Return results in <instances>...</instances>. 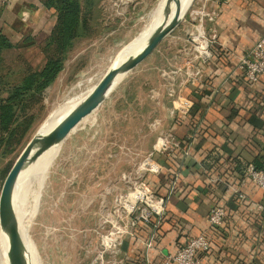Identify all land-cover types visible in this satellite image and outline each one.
Masks as SVG:
<instances>
[{"label":"crops","instance_id":"obj_1","mask_svg":"<svg viewBox=\"0 0 264 264\" xmlns=\"http://www.w3.org/2000/svg\"><path fill=\"white\" fill-rule=\"evenodd\" d=\"M18 6L24 18L42 9L39 0H0L1 30L11 27L9 17L18 15ZM206 7L217 11L212 25L205 24L215 34L209 58L194 57L186 31L180 45L155 49L147 57L144 80L136 79L137 70L119 80L127 93L106 125L95 126L90 117L77 129L89 134L94 126L92 135L103 131L100 141L80 142V149L91 153L133 148L139 134L147 137L150 151L162 133L180 141L169 153L155 152L158 168L143 176L148 188L166 200L161 221L155 228L154 219L140 222L109 256L115 264H175L166 260L167 254L201 231L210 240L202 255L205 264H264V210L257 206L264 207V190L243 171L264 154V75L251 82L238 67L240 57L264 36V0H207ZM185 21L186 27L194 26ZM234 188L245 197L239 198ZM214 204L226 208L223 227H210ZM93 260L72 255L67 261Z\"/></svg>","mask_w":264,"mask_h":264},{"label":"rangeland","instance_id":"obj_2","mask_svg":"<svg viewBox=\"0 0 264 264\" xmlns=\"http://www.w3.org/2000/svg\"><path fill=\"white\" fill-rule=\"evenodd\" d=\"M75 1L80 22L73 42L65 51L59 73L41 88L36 87L38 69L45 62L41 43L55 23V10L39 0L42 9L36 10L34 16L24 18L18 6L16 13L20 14L9 17L12 28L0 29V35L7 40L6 46H0V98L17 96L11 127L0 130V192L10 167L45 117L63 102L90 92L121 50L149 29L146 28L162 2ZM206 1L193 0L180 23L155 49L177 47L186 31L189 37L194 27H186L185 20H190L192 9ZM147 57L124 78L132 77L137 70L136 79L144 80L149 73L144 69ZM118 82L111 87L104 103L84 118L75 130L90 117L95 126L106 125L113 118V113L120 107L121 95L127 93ZM16 91L19 94H15ZM93 131H97L94 126L89 134L77 130L61 142L56 151L43 152L21 183V227L34 246L39 264H70L67 260L72 255L88 256L94 259L90 264H98L100 236L103 229L108 228L105 221L111 217L116 198L131 194L136 183L144 182L143 176L149 172L143 164L150 152L145 149V135H136V143L129 149L92 153L81 150L80 142L102 140L103 131L92 135ZM114 152L115 156H111ZM97 156L98 161L95 160ZM4 233L0 227V240ZM105 257L109 258L108 255ZM6 260L0 257V264H7ZM28 261H31L30 251Z\"/></svg>","mask_w":264,"mask_h":264},{"label":"built area","instance_id":"obj_3","mask_svg":"<svg viewBox=\"0 0 264 264\" xmlns=\"http://www.w3.org/2000/svg\"><path fill=\"white\" fill-rule=\"evenodd\" d=\"M206 3L194 8L190 13V21L194 22V28L189 34L188 40L193 45L194 57L196 59H207L212 55L211 44L215 40L213 31L208 33L205 26L207 22L210 25L217 17L216 10H205ZM209 28L212 29L210 26ZM239 69L243 72L248 81L256 82L260 76L264 75V36L259 38L253 46L244 53L239 60ZM190 69V64L187 67ZM188 71V70H187ZM194 74L199 73L198 69L194 70ZM180 141L169 133L160 134L159 138L153 145V149L144 159V165L147 170H155L158 164L153 160L152 155L155 152H170L179 147ZM244 173L249 177L259 188L264 190V170L256 168L252 163L243 168ZM131 194L119 196L113 205L111 217L105 224L107 229H103L100 236L101 250L96 256L98 264H115L112 258L106 259L105 256H110L119 251L124 240L132 236L135 227L140 223H151L153 227H157L161 221L166 200L163 196L152 192L143 182H137ZM234 193L239 198H244L245 195L239 189L234 188ZM264 210L261 204L257 205ZM226 208L223 205L214 204L211 206L208 215L210 227H223L226 220ZM153 243L152 238L147 242V246ZM209 248V238L206 231H201L197 235L190 237L182 245H180L173 253L166 256L168 262L175 264H204L201 253Z\"/></svg>","mask_w":264,"mask_h":264},{"label":"water","instance_id":"obj_4","mask_svg":"<svg viewBox=\"0 0 264 264\" xmlns=\"http://www.w3.org/2000/svg\"><path fill=\"white\" fill-rule=\"evenodd\" d=\"M172 0H167L169 3ZM176 3L172 19L162 22L149 35L142 49L115 66H110L92 90L75 105L54 127L43 135L34 134L10 167L0 192V227L8 235V261L9 264H30L25 250V238L21 232L19 221L14 210L13 192L20 171L29 163L35 161L45 150L60 144L78 126L81 121L93 113L105 100L107 93L113 86L117 76L125 75L140 64L161 40L168 35L183 17L179 0Z\"/></svg>","mask_w":264,"mask_h":264},{"label":"trees","instance_id":"obj_5","mask_svg":"<svg viewBox=\"0 0 264 264\" xmlns=\"http://www.w3.org/2000/svg\"><path fill=\"white\" fill-rule=\"evenodd\" d=\"M57 1L46 2L42 0L48 8L55 10L56 19L50 34L41 43L45 62L37 72L39 76L37 88L43 87V85L56 77L61 70L65 51L72 44L77 26L80 22L78 5L75 0ZM0 41V46H6L7 40L2 35H0ZM30 90H34V88H30ZM15 94H19V91H16ZM16 97V95H11L7 98H0V130H8L11 127L14 118V100ZM252 163L256 168L264 170V154L257 155ZM238 175L240 174L238 173ZM209 248L203 253L208 252ZM203 253H201V256Z\"/></svg>","mask_w":264,"mask_h":264},{"label":"bare ground","instance_id":"obj_6","mask_svg":"<svg viewBox=\"0 0 264 264\" xmlns=\"http://www.w3.org/2000/svg\"><path fill=\"white\" fill-rule=\"evenodd\" d=\"M192 2H193V0H179L180 7H181V14H183V15L185 14V12L188 10V8L192 4ZM175 9H176V3L174 0L170 1L169 3L167 2V0H162L160 5L158 6V11L156 12V14L153 15V18H152V21H151L149 27L146 28V29H148V28L149 29L143 33L141 32L142 34L140 33L137 37H135L132 41H130L123 48V50H121V52L118 54L117 58L115 59V61L112 63L111 66H115V65L119 64L121 61H123L125 58H127L128 56H131V55L138 53L142 49V47L145 45V43L147 42V39H148L149 35L151 34V32L158 25H160L162 22H165V21L169 22L172 19L173 15L175 13ZM123 76L124 75H122V74L117 76L113 85H115L116 82L121 80L123 78ZM88 93H86V94H84L78 98L63 102L57 108L53 109L45 117V119L42 121V123L39 125V127L36 131V135H43V134L47 133L75 105H77L81 100H83V98ZM59 145L60 144L54 145V146L48 148L47 150H52V151L55 150L56 151V149L59 148ZM39 157L35 161L27 164L20 171L18 178H17V182L15 184L14 192H13L14 210H15V213H16L18 221H19V226H20L21 232L23 234V237L25 238V245H26L25 254H26L27 259H28V251H30V253H31L30 264H39V261L37 260V256H36L33 244L31 243L30 239L26 236L25 232L23 231V229L21 227V214H20V207H19V188H20L21 183L24 180L29 168L31 169V167H34V165L37 164ZM0 245H1L0 257H5L7 259L6 260L7 264H9L8 255H7V251H8V235H7V233H4L2 240H0Z\"/></svg>","mask_w":264,"mask_h":264}]
</instances>
